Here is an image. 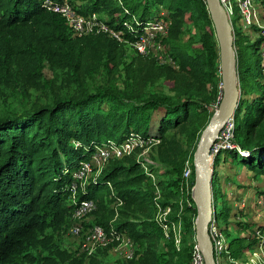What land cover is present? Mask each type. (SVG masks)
<instances>
[{"label":"trees","instance_id":"obj_1","mask_svg":"<svg viewBox=\"0 0 264 264\" xmlns=\"http://www.w3.org/2000/svg\"><path fill=\"white\" fill-rule=\"evenodd\" d=\"M185 1L81 0L78 8L83 13H105L104 21L120 33L122 41L134 42L151 20L168 21L169 16L171 32L175 31L183 22L182 14L189 9ZM198 1L208 5L206 0ZM161 7L168 12L160 11ZM206 19L209 22L205 25L212 23L210 15ZM122 41L106 33L74 36L66 20L47 10L43 0H0V84L22 80L50 87L47 68L62 81L73 84V89L59 93L49 103L9 109L0 116V264H15L29 243L41 241L39 234L50 223H64L84 199H95V220L107 231L126 235L144 246L153 245L164 235L165 224L179 219L153 218L160 203L156 200L157 189L165 198L162 205L168 203L166 199L175 198L178 180L173 176L182 171V146L175 133L186 132L194 118L208 111L207 103L218 98L219 78L211 73L213 63L207 54L216 52L217 39L212 35L196 53L176 45L171 47L180 69L189 77L176 101L136 95L131 88V80L137 75L133 62L123 64V91L112 86L89 88L88 78L103 69L111 72L124 63ZM260 42L258 38L245 45L257 49ZM238 63L240 96L234 116L235 138L231 148L214 156V172L216 175L221 162L230 158L254 176L263 175L264 81L260 77H264V70L261 67L251 73L250 63L242 65L240 59ZM14 66H18V71L13 70ZM247 73L255 76L256 83L248 82ZM213 114L208 115L211 118ZM115 135L119 136L117 142L132 135L161 138L157 152L163 165L159 170L170 177L169 182L162 178L153 182L141 161L132 156L113 158L100 174L78 187L72 199L73 172L98 145L106 144ZM154 171L151 167L156 175ZM118 201L122 202L121 207ZM195 211L198 213L197 208ZM237 223L250 230L251 235L245 236L252 240L250 245L256 230H264L259 223ZM45 238V242L49 240L48 236ZM168 245L174 248V239ZM182 251L178 253L183 254ZM30 255L24 254L33 261ZM141 262L160 264L144 253ZM171 262L172 259L166 260L164 264ZM42 264L58 263L54 256H45Z\"/></svg>","mask_w":264,"mask_h":264},{"label":"rangeland","instance_id":"obj_2","mask_svg":"<svg viewBox=\"0 0 264 264\" xmlns=\"http://www.w3.org/2000/svg\"><path fill=\"white\" fill-rule=\"evenodd\" d=\"M118 1L122 2L123 0ZM74 3L79 5L82 2L81 0H74ZM184 5L189 9L182 14L181 18H183V22L176 27L175 31L171 32L170 29L165 35L161 36L160 34V37L163 38L161 41L163 47L160 51L144 56L138 53L130 42L122 41L124 49L122 61L124 63L118 67H113L111 72L103 69L88 78L90 89L100 86H112L116 90L123 91L125 89V70L123 64L133 62V68L137 72V75L131 80V88H133L136 95L156 96L163 101H176L183 94L181 89L189 81V77L180 69L171 51V47L176 45L196 53L206 46V40H209L212 35L216 36V52L211 50L207 54L210 55L213 63L211 73L216 78H219L216 82L219 90L218 98L207 103L208 111L194 118L186 132L177 131L175 133L182 146V171L180 174L173 176L174 179L178 180L177 185L174 187L175 198L166 199L168 203L162 205L165 198L161 196L160 189L159 195H156V200L160 201V206H170L172 208L166 219L172 220L171 218L175 216L179 218L176 221L172 220V223H176V230L182 237L180 251L185 247L184 252L182 251L183 254L178 253L179 250L175 245L174 248H170L168 245L169 243H173L172 237L174 234L172 233L173 227H171L167 231L170 233L169 235L164 233V235L159 236L151 246H144L132 240L129 242V238L125 236L124 239L113 242L110 245L96 247L93 253L89 255L82 251L80 236H75L68 232L71 225V218H69L61 224L53 225L50 223L45 231L39 234L41 241L35 244L29 243L23 254L15 259V264H42L43 257L45 256H54L58 264H145L141 262L143 253L151 259H157V262L160 264H164V261L171 259L172 262L170 264H192V248L195 240L198 238V213L195 211V208L198 210V204L194 198L196 177L194 176L192 179L187 180L183 176V169L187 162L195 167L194 155L197 144L203 129L210 119L208 114L214 113L218 109V103L220 104L219 101L223 92V82L221 81V68L218 69V60L220 66V44L212 17V23L205 25L206 22H209L206 18L209 15L211 16L208 5L205 6L204 3V7L198 0H187ZM162 10H164V13L168 12L166 8L161 7L160 11ZM99 15L103 19L107 17L105 13H100ZM133 18H136V16ZM167 19H169L171 28L172 21L169 16ZM240 30L236 28L235 31L238 33ZM258 38H260V34L255 31L245 33L242 31V33H238L234 37L238 87H240L238 59H240L242 65H246L247 62L250 63L251 73H256L263 67L262 46L257 49H248L245 45L246 43H253ZM171 57H174L173 59L176 60V63L170 60ZM13 70L18 71V66H14ZM52 71V69L47 68L45 72L47 78L51 80L50 87H38L32 81L24 82L22 80H19L18 83L5 82L0 84V116L9 109L30 108L35 104L49 103L59 93L65 92L67 89H73V84L62 81ZM245 77L248 82L256 83L255 76L251 77L247 73ZM260 80L264 81V77H260ZM118 139V135L112 136L110 142L115 143ZM159 145L160 143L150 148L145 154L141 149H138L129 156L134 157L135 160H142L144 157L150 158L154 161L151 167L156 170L154 171L156 173L155 177H152L153 182H157L160 178L164 182H169L170 177L163 176V173L159 170L163 165L158 158L157 151ZM210 155L214 159L215 155H212L211 148ZM100 171L101 169L94 168L91 170L90 176H96ZM231 193L235 194V196ZM261 195H264V174L254 176L252 171L241 163L232 162L230 158H226L225 161L221 162L213 180V202L216 205L219 225L227 233L229 248L232 251V258H227V264H243L248 257V249L255 245V238L250 245L252 240L245 237L246 235H251L250 230L237 222L242 221L253 224H260L262 222L258 206L255 203L256 198ZM242 197H245L248 201V207L246 208L236 205L237 200ZM174 204L177 206H174ZM118 207H121V205H118ZM184 215L187 216L186 219L183 218ZM157 216L158 208L153 214V218L156 219ZM83 223L86 227L97 223L95 214L92 213ZM45 236L49 237V240L46 242ZM58 252H65L66 254L62 253L59 255ZM130 252L134 254L132 258L129 257ZM26 253L31 254L30 256L33 257V261L28 260L24 256ZM92 257H94L93 261H91Z\"/></svg>","mask_w":264,"mask_h":264},{"label":"built area","instance_id":"obj_3","mask_svg":"<svg viewBox=\"0 0 264 264\" xmlns=\"http://www.w3.org/2000/svg\"><path fill=\"white\" fill-rule=\"evenodd\" d=\"M223 5L228 19L233 28V35H236V28L245 32L255 31L260 34L262 46V62L264 70V0H220ZM47 10L60 14L70 26L74 36H85L90 34L106 33L111 37L122 41L120 33L109 26L107 22L98 13H83L79 10V6L73 0H43ZM170 22L167 20H151L144 28V31L139 39L130 42L138 53L148 56L160 51L163 47L161 41L162 35L170 31ZM162 38V39H161ZM174 58V57H173ZM171 57V61L176 63V60ZM235 118H229L218 131L212 144V155H216L220 151H224L233 146L235 134ZM161 143V138L156 136L132 135L121 142H107L104 145H98L95 148L92 156L89 159L80 162V166L73 172V182L71 190L73 192L72 199L78 187L84 186L89 180L91 170L94 168L102 169L113 158H122L133 154L136 150L141 149L145 154L147 151ZM143 167L151 177L155 174L151 172V164L154 163L148 157L140 160ZM100 171V172H101ZM100 174V173H99ZM183 176L189 180L195 176V167L187 162L183 169ZM111 189L113 186L109 183ZM159 192V189H157ZM233 196L235 194L231 193ZM237 200V198H236ZM212 194V217L209 224V235L212 241L214 256L217 264H227V258H232L231 249L229 248V239L224 228L220 227L218 222V213L214 204ZM255 203L258 206L259 216L262 218L264 226V195L256 198ZM122 202L118 201L117 205ZM237 206L241 208L248 207V201L245 197L237 200ZM158 216L156 220L163 221L170 214L172 208L170 206L162 207L157 204ZM97 209L95 199H84L75 207L71 216V225L68 232L80 236L82 241V251L87 254H92L98 246L110 245L113 242L124 239L126 235L109 232L102 224L95 223L92 226L86 227L84 220L89 217ZM176 223L165 224L164 233L169 235L168 229L173 227V239L178 250L181 249L182 237L175 227ZM128 237V236H127ZM129 238V237H128ZM255 245L248 249V257L243 264H264V230L257 229L255 232ZM131 239L129 238V242ZM133 252L129 253V257H133ZM192 264H206V258L202 245L197 238L192 248Z\"/></svg>","mask_w":264,"mask_h":264},{"label":"water","instance_id":"obj_4","mask_svg":"<svg viewBox=\"0 0 264 264\" xmlns=\"http://www.w3.org/2000/svg\"><path fill=\"white\" fill-rule=\"evenodd\" d=\"M215 25L220 44V68L223 92L218 109L203 129L194 155L196 183L194 198L198 204V239L204 250L206 264H217L209 224L212 217L213 180L215 178L213 159L210 155L211 144L223 124L235 116L239 105L237 65L234 48L233 28L220 0H206ZM235 118V117H234Z\"/></svg>","mask_w":264,"mask_h":264}]
</instances>
